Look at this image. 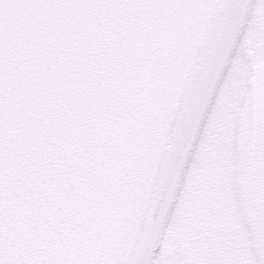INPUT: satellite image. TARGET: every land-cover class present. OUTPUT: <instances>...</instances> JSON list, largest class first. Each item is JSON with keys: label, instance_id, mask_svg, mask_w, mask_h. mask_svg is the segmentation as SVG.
Instances as JSON below:
<instances>
[{"label": "water", "instance_id": "1", "mask_svg": "<svg viewBox=\"0 0 264 264\" xmlns=\"http://www.w3.org/2000/svg\"><path fill=\"white\" fill-rule=\"evenodd\" d=\"M249 3L0 0V264L151 263Z\"/></svg>", "mask_w": 264, "mask_h": 264}, {"label": "rangeland", "instance_id": "2", "mask_svg": "<svg viewBox=\"0 0 264 264\" xmlns=\"http://www.w3.org/2000/svg\"><path fill=\"white\" fill-rule=\"evenodd\" d=\"M251 16L246 38L238 48L201 134L187 180L176 202L164 250L156 264H188L190 249L192 264H197L199 253L216 247L213 243H205L204 250H193L201 234L200 228L195 227L199 219L209 221L218 217L227 221L242 215L239 185L246 153L242 147L246 122L242 118L249 92L250 63L264 61V0L258 1ZM254 247L250 264H264L263 256L256 260L255 255L260 250Z\"/></svg>", "mask_w": 264, "mask_h": 264}, {"label": "flooded vegetation", "instance_id": "3", "mask_svg": "<svg viewBox=\"0 0 264 264\" xmlns=\"http://www.w3.org/2000/svg\"><path fill=\"white\" fill-rule=\"evenodd\" d=\"M252 110L249 91L243 111L245 116L242 118V121L246 122L244 129L247 132V151L241 165L239 185L241 194L239 208L242 215L227 221L218 217L209 221L199 219L200 222L195 227L200 228L201 234L196 239V247L193 250H204L205 243H213L216 247L205 249V253H199L197 264H250L253 245L260 250V253L255 255L256 260L260 256L264 259V125L253 122ZM252 144L255 147L253 156ZM162 249L164 250V244ZM190 250L188 264H192L189 256L192 250ZM224 254L228 256L223 257Z\"/></svg>", "mask_w": 264, "mask_h": 264}, {"label": "bare ground", "instance_id": "4", "mask_svg": "<svg viewBox=\"0 0 264 264\" xmlns=\"http://www.w3.org/2000/svg\"><path fill=\"white\" fill-rule=\"evenodd\" d=\"M231 67V66H230ZM230 69V68H229ZM229 69H228V71H229ZM228 73V72H227ZM227 75V74H226ZM224 79H226V76H225V78ZM222 86V85H221ZM218 96V95H217ZM184 186V185H183ZM175 211V210H174ZM158 260V258L156 259V261Z\"/></svg>", "mask_w": 264, "mask_h": 264}]
</instances>
